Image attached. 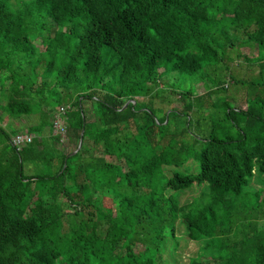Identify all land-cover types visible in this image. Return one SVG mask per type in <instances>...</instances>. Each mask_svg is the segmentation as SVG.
I'll return each mask as SVG.
<instances>
[{
	"label": "trees",
	"instance_id": "trees-1",
	"mask_svg": "<svg viewBox=\"0 0 264 264\" xmlns=\"http://www.w3.org/2000/svg\"><path fill=\"white\" fill-rule=\"evenodd\" d=\"M237 42L257 49L249 81L226 72ZM227 75L255 89L244 109ZM166 78L181 109L137 101ZM0 110L38 116L19 151L0 125V264L264 256V0H0Z\"/></svg>",
	"mask_w": 264,
	"mask_h": 264
},
{
	"label": "rangeland",
	"instance_id": "rangeland-1",
	"mask_svg": "<svg viewBox=\"0 0 264 264\" xmlns=\"http://www.w3.org/2000/svg\"><path fill=\"white\" fill-rule=\"evenodd\" d=\"M243 38V34L240 33L239 39ZM240 41V40H239ZM236 43V41H235ZM257 55V49L254 45H240V42L234 45L232 48H228L225 52V61L224 65L227 67V73L233 77L237 81H249L250 79L254 78L257 73V67L255 65L250 64L247 59L253 58ZM225 72V73H226ZM229 75L226 76L225 87L226 93L221 95L222 99L226 97H230L229 102H232L233 106L236 108L244 109L246 96L245 94L248 92L253 94V88H249L247 85L242 84V82L235 84L232 79H229ZM165 82V83H164ZM164 82L160 83V87L162 88V92L156 98H137V101L141 104L151 105L155 108H161L167 110L169 108H176L181 109V103L179 102V96L177 93L173 91L172 78H166ZM197 93H202L204 91V87L202 84H198L195 86ZM226 94V95H225ZM133 104L135 102H132ZM0 125L5 128L9 129L10 127L20 130L19 132H26L27 128L33 124H35L38 120V116H29L21 119H8L5 115L2 114L0 110ZM88 120L92 119L91 113L87 115ZM67 138V137H66ZM66 138H61L60 145H65L64 150L69 151L75 149V143L68 141ZM256 179V178H255ZM253 186H257L255 181L252 182ZM189 196V195H188ZM189 250L193 249V244L190 243L187 246ZM259 264H264V256L260 260Z\"/></svg>",
	"mask_w": 264,
	"mask_h": 264
},
{
	"label": "built area",
	"instance_id": "built-area-1",
	"mask_svg": "<svg viewBox=\"0 0 264 264\" xmlns=\"http://www.w3.org/2000/svg\"><path fill=\"white\" fill-rule=\"evenodd\" d=\"M67 110L66 106L60 107L59 111L56 112L52 119L53 125V134H56L61 138H66V129H65V121L64 114ZM36 138V135L30 132H19L15 135H12L10 138V145L14 147L17 151H19L24 145L32 142V140Z\"/></svg>",
	"mask_w": 264,
	"mask_h": 264
},
{
	"label": "water",
	"instance_id": "water-1",
	"mask_svg": "<svg viewBox=\"0 0 264 264\" xmlns=\"http://www.w3.org/2000/svg\"><path fill=\"white\" fill-rule=\"evenodd\" d=\"M128 104H129V102H126L123 107H126ZM81 143H82V133L80 134V139H79L77 150L80 148ZM75 152L76 151H74L73 153H75Z\"/></svg>",
	"mask_w": 264,
	"mask_h": 264
},
{
	"label": "crops",
	"instance_id": "crops-1",
	"mask_svg": "<svg viewBox=\"0 0 264 264\" xmlns=\"http://www.w3.org/2000/svg\"><path fill=\"white\" fill-rule=\"evenodd\" d=\"M67 139V138H66Z\"/></svg>",
	"mask_w": 264,
	"mask_h": 264
}]
</instances>
